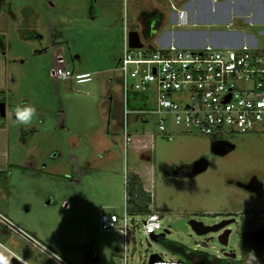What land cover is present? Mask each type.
<instances>
[{"label": "rangeland", "instance_id": "374dc122", "mask_svg": "<svg viewBox=\"0 0 264 264\" xmlns=\"http://www.w3.org/2000/svg\"><path fill=\"white\" fill-rule=\"evenodd\" d=\"M155 3L169 17L147 36L140 15ZM184 3L0 0V102L6 103V113H13H0V121L11 132L10 162L20 165L18 171L0 172V211L73 264H124V234L120 228L103 230L101 213L123 217L125 206L131 222L127 264H149L152 254L185 259L170 251L165 245L169 240L210 257L236 254L233 259L242 264H248L254 251L264 264V130L205 135L170 122L173 132L160 133L156 115H144L148 122L136 113L126 115L119 64L125 25L140 32L151 50L160 47L159 37L169 30L204 36L241 25L264 50V33H258L264 25L234 20L210 26L202 20L196 27H178L171 4L181 8ZM57 53L82 76L55 79L51 72ZM128 99L129 109L154 107L137 92ZM29 104L36 115L25 131L14 123V109ZM126 124L132 135L156 132L154 150L125 148ZM147 166L153 169L149 189L144 184ZM133 175L148 197L144 205L161 214L162 229L155 234L167 232L160 240L144 233L147 212L133 211ZM24 214H30L36 231L20 220ZM231 218L236 221L227 225V245L219 240L224 227L199 233L192 224L200 222L198 229L206 231ZM12 238L16 244L6 246L24 253L32 264H54L19 235Z\"/></svg>", "mask_w": 264, "mask_h": 264}, {"label": "built area", "instance_id": "2783aa9c", "mask_svg": "<svg viewBox=\"0 0 264 264\" xmlns=\"http://www.w3.org/2000/svg\"><path fill=\"white\" fill-rule=\"evenodd\" d=\"M172 7L178 13L177 25H188V11L178 9L175 4ZM125 31L119 64L123 71L126 115L139 114L143 122H148L144 115H156L160 133L173 132L168 129L170 122L178 128L195 129L205 135H216L224 129L264 130V50L257 45L244 41L239 46L219 47L207 43L191 48L173 41L151 50L144 43L142 47H131L126 25ZM51 74L55 79L64 80L82 76L67 65L62 53L56 54ZM132 92L140 93V100L145 104L153 101L154 107L129 109L128 95ZM155 138L156 132L132 135L126 124L125 148L134 147L137 153L153 151ZM125 198L127 205L128 195ZM150 207L143 221L144 233L148 236L162 229L161 214ZM130 223L127 206L123 217L117 213H101L103 230L120 228L124 234V264L128 261ZM1 226L27 240L54 264H73L0 211ZM159 257L152 264H193L186 259Z\"/></svg>", "mask_w": 264, "mask_h": 264}, {"label": "crops", "instance_id": "0c3cea01", "mask_svg": "<svg viewBox=\"0 0 264 264\" xmlns=\"http://www.w3.org/2000/svg\"><path fill=\"white\" fill-rule=\"evenodd\" d=\"M134 1L141 2L142 0ZM143 2H165V0H143ZM168 2H185L181 8H184L188 11L190 21L188 25L182 26L177 25L178 13L171 4V8L175 10V12L171 14L172 20L176 22L178 27H186L190 26L191 24L193 27H196L198 22L202 20L204 22H208L210 26L217 24L215 22L228 23L230 25L234 23V20H245L246 23L252 27H262L264 25V0H168ZM177 8L181 9L180 7ZM153 13L162 15L161 22H165L166 18L169 17V12L161 8L157 3L153 4L148 10H144L140 15V19L143 23L144 33L147 36L150 34V31L156 29L158 25L154 21H151L149 17H145L144 15ZM203 33L204 32L199 31H178L173 29L169 30L166 35L159 37L158 42L160 43V46H166L174 41L183 47H203L207 43H212L219 47H225L239 46L244 41H249L252 45H257L259 47L258 39L256 38L255 34L253 32H249L247 28L245 29L241 25L236 28H234L233 25H230V28H227V32L206 31L204 36ZM258 33L262 34L264 33V30L260 29ZM10 139L11 132L9 128L6 127L5 123L0 121V172H4L8 169H14L15 171L20 169V165L17 163H11L9 159L7 150L10 148ZM152 171L153 169L150 166H147L144 182L145 188H147L146 183L150 182ZM10 180H12V176L10 177ZM2 213L6 215V213ZM8 213H11L10 210ZM20 218L19 219L21 221L23 220L22 222L26 223L27 226L36 231L37 226L32 222L30 214H24L20 216ZM12 237L13 233H10L3 226L0 227V245H3L11 253L15 254L14 256L19 257V259H21L26 264H32L29 262L24 253L23 255H20L12 248L6 246L5 243L7 242H9V244L13 243L14 239ZM14 244L16 243H13L12 245Z\"/></svg>", "mask_w": 264, "mask_h": 264}, {"label": "trees", "instance_id": "16d2710c", "mask_svg": "<svg viewBox=\"0 0 264 264\" xmlns=\"http://www.w3.org/2000/svg\"><path fill=\"white\" fill-rule=\"evenodd\" d=\"M144 16L149 17V19L157 23V25L160 24L162 19V15L158 13H153ZM131 183H133L132 188L134 189L132 194H134L137 190L136 198H130V201L133 205V211L148 213L149 208L147 209V206L144 205V202L147 200L148 197L140 190L135 176H133ZM135 185L138 187L134 188ZM161 237L162 235H158L157 240H160ZM165 245L170 249L171 252L183 256L186 260L190 261L193 264H242L237 263L233 258H220L216 256L210 257V255H208V253L205 251L190 249L184 244L173 240H169V242L165 243Z\"/></svg>", "mask_w": 264, "mask_h": 264}, {"label": "water", "instance_id": "95a60500", "mask_svg": "<svg viewBox=\"0 0 264 264\" xmlns=\"http://www.w3.org/2000/svg\"><path fill=\"white\" fill-rule=\"evenodd\" d=\"M129 44L131 47H142L143 46V42L141 39V35L140 32L136 31V30H132L129 32ZM0 113L2 116L6 115V103L5 102H0ZM234 219H229V220H224L216 225H214L211 228H206V231H200L198 229L199 225H201L200 222L197 221H192V224L194 226V228L199 232V233H203V232H207L208 230H216L219 231L221 230L223 227H225L226 225H228L229 223L233 222ZM167 231H164L163 233H161V235H165ZM231 233L230 229H226L225 231H223V233H221L219 235V240L222 244L227 245L229 242V235ZM158 235L157 234H152L151 238H153L154 240H157ZM227 255L229 253H226ZM231 255L230 257L234 258L236 256V254H229ZM159 255L158 254H152L149 260V264H152L153 262H155L157 259H159ZM11 264H26L25 262H23L21 259H17L16 256L12 257L11 259Z\"/></svg>", "mask_w": 264, "mask_h": 264}, {"label": "clouds", "instance_id": "9594fccd", "mask_svg": "<svg viewBox=\"0 0 264 264\" xmlns=\"http://www.w3.org/2000/svg\"><path fill=\"white\" fill-rule=\"evenodd\" d=\"M10 117L13 113H7ZM36 115V108L32 105H25L23 107L16 106L14 109V123L17 125H23L25 131L30 129V126L33 121V117ZM7 253V254H6ZM15 254L11 253L7 248L3 245H0V264H11V259ZM248 264H253L255 261L256 264H259L256 253L254 251L249 252ZM19 259V257H16ZM55 258V257H52Z\"/></svg>", "mask_w": 264, "mask_h": 264}, {"label": "flooded vegetation", "instance_id": "af4514ba", "mask_svg": "<svg viewBox=\"0 0 264 264\" xmlns=\"http://www.w3.org/2000/svg\"><path fill=\"white\" fill-rule=\"evenodd\" d=\"M231 219H234V221L233 222H235L236 221V219L235 218H231ZM226 229H230L227 225L224 227V231L226 230ZM231 230V229H230ZM222 233H223V231H222ZM231 234V233H230ZM230 236V235H229Z\"/></svg>", "mask_w": 264, "mask_h": 264}]
</instances>
